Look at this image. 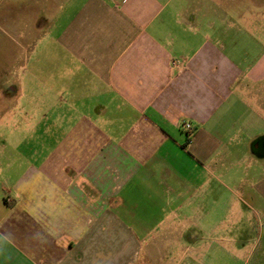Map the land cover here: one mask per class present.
I'll return each mask as SVG.
<instances>
[{"label": "crops", "instance_id": "obj_1", "mask_svg": "<svg viewBox=\"0 0 264 264\" xmlns=\"http://www.w3.org/2000/svg\"><path fill=\"white\" fill-rule=\"evenodd\" d=\"M262 7L0 0L37 61L46 156L0 199V264H264V228L247 233L251 211L264 221Z\"/></svg>", "mask_w": 264, "mask_h": 264}, {"label": "rangeland", "instance_id": "obj_2", "mask_svg": "<svg viewBox=\"0 0 264 264\" xmlns=\"http://www.w3.org/2000/svg\"><path fill=\"white\" fill-rule=\"evenodd\" d=\"M262 8L264 18V7ZM25 36L19 28L0 22V76L4 72L7 74L6 81L1 79L0 88L5 85L11 88L13 86L12 81L16 78L17 81L19 80V84L26 88L24 97L17 98L13 93L8 92L9 98L4 99L5 103L11 105V107L6 114L1 115L0 119V183H6L7 186L5 191L0 190V199L4 197L17 199L18 193L12 188L13 185L20 182L31 171L32 165L41 162L40 160L46 157L45 155L38 156L36 154L37 148H41V141L33 135L36 124L32 123L29 115L31 98L27 88L31 86V68L37 61L35 58V60L31 59L32 48L29 47V43L27 44L24 41L26 40ZM25 56H27L25 60L20 59L21 57L25 58ZM39 59V65L43 68L58 67L59 61L56 59L50 60L42 56ZM1 110H3V107H1ZM248 217L251 219V225L252 223L253 225L247 228V233L248 235L257 236L260 232L259 229L264 228V221L257 219L252 211L248 214Z\"/></svg>", "mask_w": 264, "mask_h": 264}, {"label": "built area", "instance_id": "obj_3", "mask_svg": "<svg viewBox=\"0 0 264 264\" xmlns=\"http://www.w3.org/2000/svg\"><path fill=\"white\" fill-rule=\"evenodd\" d=\"M184 128H185L186 130H192V125H191V123H186V124H184Z\"/></svg>", "mask_w": 264, "mask_h": 264}]
</instances>
